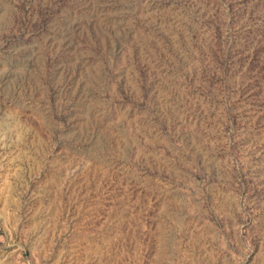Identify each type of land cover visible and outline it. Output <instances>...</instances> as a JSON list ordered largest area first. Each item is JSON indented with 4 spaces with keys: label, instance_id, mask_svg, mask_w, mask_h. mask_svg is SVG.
<instances>
[{
    "label": "rangeland",
    "instance_id": "1",
    "mask_svg": "<svg viewBox=\"0 0 264 264\" xmlns=\"http://www.w3.org/2000/svg\"><path fill=\"white\" fill-rule=\"evenodd\" d=\"M0 264H264V0H0Z\"/></svg>",
    "mask_w": 264,
    "mask_h": 264
}]
</instances>
